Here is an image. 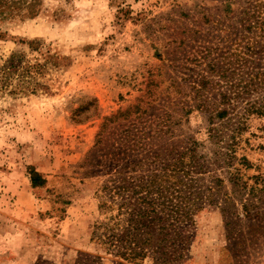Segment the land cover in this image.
<instances>
[{"label":"rangeland","instance_id":"obj_1","mask_svg":"<svg viewBox=\"0 0 264 264\" xmlns=\"http://www.w3.org/2000/svg\"><path fill=\"white\" fill-rule=\"evenodd\" d=\"M41 1L1 22L42 68L0 91V264H133L123 187L176 163L198 208L137 264H264V0Z\"/></svg>","mask_w":264,"mask_h":264},{"label":"trees","instance_id":"obj_2","mask_svg":"<svg viewBox=\"0 0 264 264\" xmlns=\"http://www.w3.org/2000/svg\"><path fill=\"white\" fill-rule=\"evenodd\" d=\"M41 2V0H0V41L7 38V33L1 30V22L10 20L22 10H27L30 14L40 12ZM35 68L41 69L42 66L39 63L33 66L22 65V57L16 55L3 60L2 63L0 62V91L14 88L13 92H17V87L29 86L32 79L30 69ZM247 111L263 115L264 99L258 106L252 105ZM233 140L236 142V138ZM181 170V163H176L160 173L134 182L128 181V187H123L128 190V197H122L120 209L128 216V248L125 246V238L116 239L114 245L117 250L116 257L137 264L140 258L144 260L147 256L145 246L150 242L151 229H159L164 233L162 242L166 243L168 237L176 236L177 227L189 224L199 203L191 185L187 188L186 181L177 178ZM30 175L34 187L46 183L35 171ZM118 193L121 194L120 187ZM247 209L246 206L244 210ZM164 247L165 245L162 249ZM162 254L167 255L165 250L161 251V256Z\"/></svg>","mask_w":264,"mask_h":264}]
</instances>
